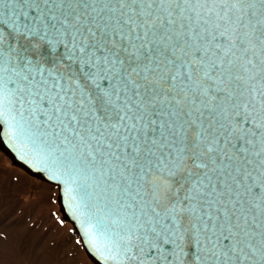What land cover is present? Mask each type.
I'll return each instance as SVG.
<instances>
[{
	"label": "snow or ice",
	"instance_id": "6c2138e0",
	"mask_svg": "<svg viewBox=\"0 0 264 264\" xmlns=\"http://www.w3.org/2000/svg\"><path fill=\"white\" fill-rule=\"evenodd\" d=\"M0 139L93 264H264V0H0Z\"/></svg>",
	"mask_w": 264,
	"mask_h": 264
},
{
	"label": "rangeland",
	"instance_id": "374dc122",
	"mask_svg": "<svg viewBox=\"0 0 264 264\" xmlns=\"http://www.w3.org/2000/svg\"><path fill=\"white\" fill-rule=\"evenodd\" d=\"M56 194L0 153V264H91Z\"/></svg>",
	"mask_w": 264,
	"mask_h": 264
},
{
	"label": "water",
	"instance_id": "95a60500",
	"mask_svg": "<svg viewBox=\"0 0 264 264\" xmlns=\"http://www.w3.org/2000/svg\"><path fill=\"white\" fill-rule=\"evenodd\" d=\"M0 153H2L13 165L14 167L18 168L19 170L23 171L25 174L28 176L39 180L43 183L49 184L52 186L53 182L48 179V177L42 173L37 172L35 169L31 167V165L25 160L22 159L21 156L18 154L17 150H15L6 139L2 140L0 139ZM56 188V204L58 207V211L60 213V216L63 221L68 223L74 233L77 235L79 242L81 244V247L88 258V260L93 264V261L89 259L88 254L85 251V246L83 243V233L79 228V222L76 219V216L73 214V208L69 206V201L67 197L63 198V201L61 202L60 200L57 199L58 195V187Z\"/></svg>",
	"mask_w": 264,
	"mask_h": 264
}]
</instances>
